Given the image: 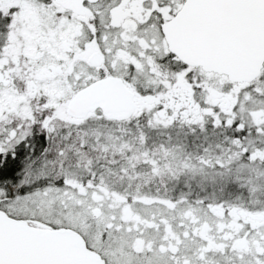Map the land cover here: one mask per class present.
Segmentation results:
<instances>
[{
  "label": "snow or ice",
  "instance_id": "snow-or-ice-1",
  "mask_svg": "<svg viewBox=\"0 0 264 264\" xmlns=\"http://www.w3.org/2000/svg\"><path fill=\"white\" fill-rule=\"evenodd\" d=\"M0 264H264V0H0Z\"/></svg>",
  "mask_w": 264,
  "mask_h": 264
}]
</instances>
